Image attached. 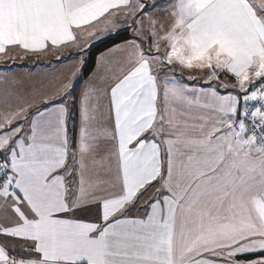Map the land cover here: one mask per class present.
Here are the masks:
<instances>
[{
    "label": "snow or ice",
    "instance_id": "6c2138e0",
    "mask_svg": "<svg viewBox=\"0 0 264 264\" xmlns=\"http://www.w3.org/2000/svg\"><path fill=\"white\" fill-rule=\"evenodd\" d=\"M120 20L78 98L3 81L0 264H264V0H0V58Z\"/></svg>",
    "mask_w": 264,
    "mask_h": 264
},
{
    "label": "crops",
    "instance_id": "0c3cea01",
    "mask_svg": "<svg viewBox=\"0 0 264 264\" xmlns=\"http://www.w3.org/2000/svg\"><path fill=\"white\" fill-rule=\"evenodd\" d=\"M120 27L115 31H122L129 29L130 35L132 36V39L136 38L135 34L133 33L131 27L129 24H125L123 20L119 21ZM97 41H90L91 45H93ZM123 44V43H122ZM90 47H86L83 51H78L75 48H67V49H61L58 50V55L61 57V59H57L56 55L49 53L47 55H28L27 57L21 59L20 54H18L15 51H10L9 55L14 56L15 60H10L8 57L0 58V89L4 87V79H13L16 78L20 81H22L24 84H34L36 86H47L50 83H56L59 80H63L66 77L64 76L65 70L68 69V67L72 64H76L77 67H80L81 63L78 62L79 59L85 62L86 60V54ZM109 51V50H108ZM108 51L102 53L107 54ZM163 51V49H162ZM81 56V57H80ZM101 57V54L96 58V63L93 72L85 79L81 78L80 86L76 90H73V94L78 98L81 91L86 86L87 82L89 81V78L92 77L97 70V59ZM115 59L116 57L113 56H107V58L103 61L105 68L107 67H115ZM81 61V62H82ZM84 65V63H83ZM59 74H57V72ZM100 71L103 73L104 69H100ZM178 79L184 81L185 83L189 85H197L203 84V81L194 79L189 80L187 76L182 75L180 72H177L175 74ZM77 83V84H78ZM76 88V87H75ZM31 89H29V92ZM76 91V92H75ZM221 91H225L224 89H221ZM227 91H234L232 89H227ZM75 92V93H74ZM37 106H42V102L38 104ZM34 109H31L30 111H33ZM72 120L69 121V128H72ZM20 250L17 249V258H19Z\"/></svg>",
    "mask_w": 264,
    "mask_h": 264
},
{
    "label": "trees",
    "instance_id": "16d2710c",
    "mask_svg": "<svg viewBox=\"0 0 264 264\" xmlns=\"http://www.w3.org/2000/svg\"><path fill=\"white\" fill-rule=\"evenodd\" d=\"M132 36L130 35L129 31H118L111 36H107L106 38L94 43L88 49L86 54V60L84 62L81 76L83 79L87 78L94 70L96 58L108 51L109 49L113 48L115 45L122 44L125 41L131 40ZM80 83L76 86V90L79 88ZM76 92V91H75ZM74 92V93H75Z\"/></svg>",
    "mask_w": 264,
    "mask_h": 264
},
{
    "label": "rangeland",
    "instance_id": "374dc122",
    "mask_svg": "<svg viewBox=\"0 0 264 264\" xmlns=\"http://www.w3.org/2000/svg\"><path fill=\"white\" fill-rule=\"evenodd\" d=\"M153 2V0H144V3H146V4H151ZM158 2H163V0H158ZM126 30H129V29H126ZM126 30H122V31H126ZM115 33H117V31H115ZM115 33H113V34H115ZM112 34H109V35H104V36H102V38H100V39H97V41L96 42H98V41H100V40H102V39H104V38H106L107 36H111ZM95 42V43H96ZM81 57V56H80ZM81 59H79V61L78 62H80L81 63V65H80V67H77V65L76 64H72V67H71V65L68 67V69H66L65 70V73H64V76L65 77H67V76H69L70 74H71V72H73L74 70H76L77 68H79L80 70H79V72H78V74H77V77H76V82H75V87L78 85L77 83L78 82H80V80H81V78H82V76H81V72H82V68H83V63H84V61H82ZM59 72L60 71H58L57 72V74H59ZM199 80V79H198ZM202 81V80H201ZM75 89V88H74ZM233 90V89H232Z\"/></svg>",
    "mask_w": 264,
    "mask_h": 264
}]
</instances>
